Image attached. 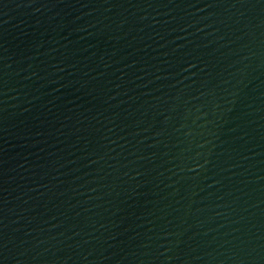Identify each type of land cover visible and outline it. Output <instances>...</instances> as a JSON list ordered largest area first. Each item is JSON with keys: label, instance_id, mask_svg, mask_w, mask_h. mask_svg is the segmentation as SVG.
<instances>
[{"label": "water", "instance_id": "obj_1", "mask_svg": "<svg viewBox=\"0 0 264 264\" xmlns=\"http://www.w3.org/2000/svg\"><path fill=\"white\" fill-rule=\"evenodd\" d=\"M0 264H264V0H0Z\"/></svg>", "mask_w": 264, "mask_h": 264}]
</instances>
